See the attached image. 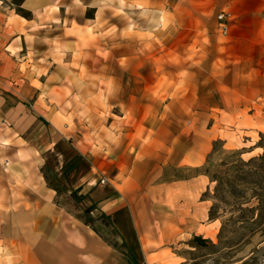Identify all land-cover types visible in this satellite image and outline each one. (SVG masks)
I'll list each match as a JSON object with an SVG mask.
<instances>
[{"label":"crops","instance_id":"crops-1","mask_svg":"<svg viewBox=\"0 0 264 264\" xmlns=\"http://www.w3.org/2000/svg\"><path fill=\"white\" fill-rule=\"evenodd\" d=\"M166 4L164 0V8ZM114 5L123 12L131 8V24L121 27L123 31L151 30L150 22H141L139 16L154 17L155 0H116ZM108 6V0H23L21 7L30 16H51L52 21L46 25L39 21V27L45 26L47 32H52L51 46L44 47L43 51L39 49V54L33 57L39 69L35 76L39 86L29 89L20 86L14 91L13 58L7 50L12 46L11 0H0V37L3 36L0 44L3 47L0 54V264H181L183 258L173 243L185 239L189 231L203 236L200 227L205 226L203 222L208 219L210 208L203 196L209 183L207 174L196 172L167 180L157 197L145 189L139 177L153 175L152 169L155 172L156 167L163 173L166 164L174 167L175 174L183 173L181 170H198L205 157L199 142L203 138L199 137L198 141L197 132L190 134L185 125L173 138L161 142V148L154 145L157 142L155 126L164 127V121L160 119L156 123L153 118L156 104L149 97L147 102L142 99L151 93L157 73L154 67L151 71L148 67L142 76L139 65L149 61L154 64L155 58H109L105 62L96 55L99 50L96 42L80 39L99 32V36L95 35L101 37L98 42L102 44L101 33L108 28L105 11ZM228 17L229 13L227 23ZM64 20L68 24L58 27ZM171 23L170 30L174 27ZM175 25L176 29L183 28L177 21ZM69 29L75 30L77 41L72 47L75 49L67 51L68 59L76 58L81 51L89 65L95 60L110 62V67L92 66L89 71L64 72L70 79L107 80L108 85L104 87H84L89 95H103L110 101L99 105L92 97L85 100L91 112L90 126H103L105 122L100 117L95 119L97 116L92 112L109 113L104 123L106 130L99 133V138L115 141L107 143L100 139L105 145L98 152L96 148L77 145L72 135L63 132L56 116L48 119L38 112L45 111L38 97L48 94L46 89L59 87L51 81L59 75L55 71L58 59L66 56H60L56 46L60 47L61 37L64 39ZM40 34L41 30L39 39ZM19 38L23 43L24 35L20 34ZM132 38L130 43L138 39ZM63 42L68 46L73 41L64 39ZM29 58V55L23 56L20 62H14L26 63L28 67ZM111 64L115 65V72ZM26 70L29 73V68ZM19 80L29 84L26 76ZM27 98H32L30 108L36 116L25 105ZM46 102L49 103L48 97ZM106 106L112 107L109 112ZM112 125L114 130L109 129ZM166 133L164 130L163 134ZM158 149H161L158 158L161 162L153 166L150 161L155 162L153 153ZM172 149L174 161L168 162L165 152ZM50 155H57L55 165L49 161ZM104 173L108 177L100 184L94 176ZM126 176L132 180L131 189L124 186ZM74 193L79 198H74Z\"/></svg>","mask_w":264,"mask_h":264},{"label":"rangeland","instance_id":"rangeland-1","mask_svg":"<svg viewBox=\"0 0 264 264\" xmlns=\"http://www.w3.org/2000/svg\"><path fill=\"white\" fill-rule=\"evenodd\" d=\"M108 1L105 10L108 28L101 33L102 44L98 42L101 38L97 37L99 32H91L92 35L80 39L96 42L99 46L96 55L105 62L109 58H155L154 64L149 61L139 65L142 76L146 75L148 67L150 71L154 67L157 73L154 81L151 80V93L142 99L147 102L149 97L156 104L153 111L156 123L160 119L164 121V127L155 126V146L161 148V142L173 138L183 125L190 134L194 130L197 132L198 141L199 137L203 138L199 142L205 157L200 169L181 170L183 173L175 174L174 167L166 164L163 173L160 167H156L155 172L152 169L153 175L139 176L145 189L155 197L167 180L196 172L205 173L209 178L203 196L210 204L209 210H213L203 222L205 226L200 227L203 236L198 235L209 243L197 246L193 241L195 235L189 231L185 239L173 243L183 258L181 264H264V161H259L264 153V1L166 0L164 8V0H155V16H139L141 22L149 21L151 27L150 31L142 33L123 31L121 27L131 24V8H125L123 12L115 7L116 0ZM22 3L23 0H11L12 46L7 50L13 58L11 81L14 91L15 87L29 89L30 86H39L35 78L39 69L33 57L39 54V49L43 51L44 47L51 46L52 32H47L45 26L39 27V21L44 25L50 23L51 16H30L23 11ZM221 12L230 14L226 35L221 33L218 19ZM176 21L183 26L182 29H176ZM170 23L174 26L172 30L169 29ZM67 24L68 21L64 20L57 25ZM20 34L25 37L23 43ZM75 35V30L69 29L64 39L73 41L72 44L64 45L62 37L60 47L56 44L59 55L66 56L58 59L55 71L59 75L51 81L59 87L45 88L49 93L38 97L39 105L45 111L39 109L38 112L48 119L56 116L63 132L72 135L77 145L96 148L97 151L105 145L103 141H115L99 138V133L106 130L104 123H107L109 113L92 112L97 116L95 119L100 117L105 122L103 126H90L91 112L85 100L92 97L99 105L110 104V101L103 95H89L84 87H104L108 85L107 80L99 81L97 77L70 79L64 72L89 71L92 66L110 67V62L95 60L89 65L88 58H83L81 51L76 58L68 59L67 51H73V45L76 46ZM133 36L138 39L130 43ZM2 40L1 35L0 44ZM2 53L3 47H0ZM27 55L30 56L28 67L26 63L17 65L16 62ZM111 67L115 72V65L111 64ZM22 76H26L29 84L19 80ZM24 103L36 116L30 108L32 98L25 99ZM106 108L109 112L112 107ZM109 129L114 130L115 126ZM191 144L189 142V146ZM172 146L175 147L174 142ZM160 151L153 153L156 157L155 162L150 161L151 165L156 163L157 166L161 162L158 160ZM173 151L165 152L168 162L174 161ZM56 156H49L53 165L57 163ZM94 177L102 184L108 176L104 173ZM132 185V180L126 176L125 188L131 189ZM73 197L77 199L78 196L74 193Z\"/></svg>","mask_w":264,"mask_h":264},{"label":"trees","instance_id":"trees-1","mask_svg":"<svg viewBox=\"0 0 264 264\" xmlns=\"http://www.w3.org/2000/svg\"><path fill=\"white\" fill-rule=\"evenodd\" d=\"M262 148H264V146H262ZM259 158H260L259 161H264V153H262V155ZM212 210H213L212 208L209 210L210 214ZM193 241L195 242L197 246H204L207 243H209L208 240L203 239L201 236H198V235L193 236Z\"/></svg>","mask_w":264,"mask_h":264},{"label":"built area","instance_id":"built-area-1","mask_svg":"<svg viewBox=\"0 0 264 264\" xmlns=\"http://www.w3.org/2000/svg\"><path fill=\"white\" fill-rule=\"evenodd\" d=\"M218 19L221 21L220 26H221V33L223 35L227 34V19H226V15L225 13L221 12V14H219Z\"/></svg>","mask_w":264,"mask_h":264}]
</instances>
